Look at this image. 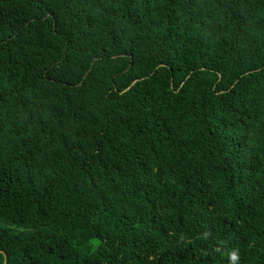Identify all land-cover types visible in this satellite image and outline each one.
<instances>
[{
    "label": "trees",
    "instance_id": "trees-1",
    "mask_svg": "<svg viewBox=\"0 0 264 264\" xmlns=\"http://www.w3.org/2000/svg\"><path fill=\"white\" fill-rule=\"evenodd\" d=\"M0 264H264V0H0Z\"/></svg>",
    "mask_w": 264,
    "mask_h": 264
}]
</instances>
